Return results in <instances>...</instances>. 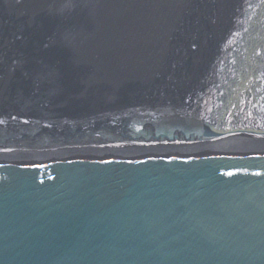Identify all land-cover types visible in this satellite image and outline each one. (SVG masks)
I'll list each match as a JSON object with an SVG mask.
<instances>
[{"label":"water","instance_id":"95a60500","mask_svg":"<svg viewBox=\"0 0 264 264\" xmlns=\"http://www.w3.org/2000/svg\"><path fill=\"white\" fill-rule=\"evenodd\" d=\"M0 264H264V0H0Z\"/></svg>","mask_w":264,"mask_h":264},{"label":"bare ground","instance_id":"6f19581e","mask_svg":"<svg viewBox=\"0 0 264 264\" xmlns=\"http://www.w3.org/2000/svg\"><path fill=\"white\" fill-rule=\"evenodd\" d=\"M227 144L226 143H222V145H226L229 148H231V145L230 144H233L234 147H237V146L238 147L239 146L242 147V146H244L246 144H249V146H251L253 144H259V143H255V142L249 141L245 137H241L240 139L230 140V142H228ZM210 146H212V148L223 149L220 145H216V144L215 145H210ZM197 148H202V149L206 150L207 152H210L212 150H215V149H208L210 147H203V146H200V147H197ZM225 149H227V148H224V150Z\"/></svg>","mask_w":264,"mask_h":264}]
</instances>
